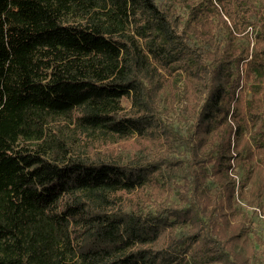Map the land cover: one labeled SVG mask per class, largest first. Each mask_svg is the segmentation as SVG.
<instances>
[{
	"label": "trees",
	"instance_id": "trees-1",
	"mask_svg": "<svg viewBox=\"0 0 264 264\" xmlns=\"http://www.w3.org/2000/svg\"><path fill=\"white\" fill-rule=\"evenodd\" d=\"M0 264H264V0H0Z\"/></svg>",
	"mask_w": 264,
	"mask_h": 264
},
{
	"label": "rangeland",
	"instance_id": "rangeland-1",
	"mask_svg": "<svg viewBox=\"0 0 264 264\" xmlns=\"http://www.w3.org/2000/svg\"><path fill=\"white\" fill-rule=\"evenodd\" d=\"M243 172V170H242V168L241 167H235V169H234V171H233V173L234 174H236V175H239L240 176V173H242ZM248 188V187H247ZM261 215V214H260Z\"/></svg>",
	"mask_w": 264,
	"mask_h": 264
}]
</instances>
